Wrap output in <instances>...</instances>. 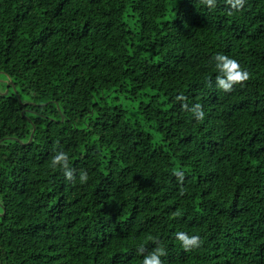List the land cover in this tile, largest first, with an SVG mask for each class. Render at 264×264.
Returning <instances> with one entry per match:
<instances>
[{"label": "trees", "instance_id": "16d2710c", "mask_svg": "<svg viewBox=\"0 0 264 264\" xmlns=\"http://www.w3.org/2000/svg\"><path fill=\"white\" fill-rule=\"evenodd\" d=\"M153 253L264 264V0H0V264Z\"/></svg>", "mask_w": 264, "mask_h": 264}, {"label": "clouds", "instance_id": "9594fccd", "mask_svg": "<svg viewBox=\"0 0 264 264\" xmlns=\"http://www.w3.org/2000/svg\"><path fill=\"white\" fill-rule=\"evenodd\" d=\"M217 59L223 61V63L218 64L217 67H219L225 78L220 79L218 77L217 79L219 81V86L225 91L230 90L234 82L248 79V72L241 67L238 60L224 55H219ZM62 156L63 154L55 157V160H60ZM81 179L86 180V177H82ZM176 235L179 240L184 242L185 246L188 244H197L199 242V238L195 235L187 236L183 232H178ZM157 251L159 252V250ZM143 264H160L158 254L153 253L150 256L145 257Z\"/></svg>", "mask_w": 264, "mask_h": 264}, {"label": "water", "instance_id": "95a60500", "mask_svg": "<svg viewBox=\"0 0 264 264\" xmlns=\"http://www.w3.org/2000/svg\"><path fill=\"white\" fill-rule=\"evenodd\" d=\"M33 131H34V128H33L32 132H31V134H30V137H29V139H28V142H30V141L32 140Z\"/></svg>", "mask_w": 264, "mask_h": 264}]
</instances>
